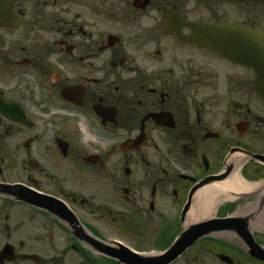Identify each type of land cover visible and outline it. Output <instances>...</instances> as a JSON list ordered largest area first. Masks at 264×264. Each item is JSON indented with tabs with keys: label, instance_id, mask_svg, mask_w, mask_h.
<instances>
[{
	"label": "flooded vegetation",
	"instance_id": "1",
	"mask_svg": "<svg viewBox=\"0 0 264 264\" xmlns=\"http://www.w3.org/2000/svg\"><path fill=\"white\" fill-rule=\"evenodd\" d=\"M240 1L238 22L264 29V0ZM232 2L0 0V96L26 116L0 113V264H159L133 253L223 218L230 230L163 264H264L257 75L168 19L233 22L218 12Z\"/></svg>",
	"mask_w": 264,
	"mask_h": 264
},
{
	"label": "water",
	"instance_id": "2",
	"mask_svg": "<svg viewBox=\"0 0 264 264\" xmlns=\"http://www.w3.org/2000/svg\"><path fill=\"white\" fill-rule=\"evenodd\" d=\"M173 19V20H172ZM172 28L179 26H187L191 29V35L187 38L179 35L183 40L197 43L199 46L211 47L215 49L221 56L252 67L257 73L255 90L258 95L264 98V30L261 28H249L239 25L238 23L221 22L216 18L215 23H193L184 20L174 19L173 15H169ZM0 112L12 120L23 121L24 113L17 106H13L11 102H5L0 97ZM230 219H219L209 221H198L190 224L183 231L176 242L165 254L157 257H143L146 260H161L159 264L167 258L174 259L187 247H189L198 238L216 232L230 230ZM75 233L79 237H91L76 222L73 225ZM140 256V255H136Z\"/></svg>",
	"mask_w": 264,
	"mask_h": 264
},
{
	"label": "rangeland",
	"instance_id": "3",
	"mask_svg": "<svg viewBox=\"0 0 264 264\" xmlns=\"http://www.w3.org/2000/svg\"><path fill=\"white\" fill-rule=\"evenodd\" d=\"M209 8L212 10L210 3H209ZM209 12H210L209 10L203 9V11L201 13H199V15L198 14L197 15L200 19H204V18H207L208 16H210ZM218 12L222 13L224 17H226L232 21L233 20L238 21L243 17V13H242L243 7H242L240 0H233V2L230 4L229 3H224V4L221 3L218 6ZM109 32H110V27H109ZM24 77L28 81L29 85H34L30 78L26 77V75ZM32 89H34V87ZM32 114L36 117V119L48 121L47 115L43 116V114H41V113L36 114L35 110L32 112ZM78 126L81 128L80 138L82 139V141L84 140V138L87 140L91 139L90 142H92V143H97L99 141L98 137H97V141H94L95 136H94L92 130L85 129L82 126V124H78Z\"/></svg>",
	"mask_w": 264,
	"mask_h": 264
},
{
	"label": "bare ground",
	"instance_id": "4",
	"mask_svg": "<svg viewBox=\"0 0 264 264\" xmlns=\"http://www.w3.org/2000/svg\"><path fill=\"white\" fill-rule=\"evenodd\" d=\"M227 184H217V183H214V184H211L210 186H206V187H204L202 190H200L198 193H200V194H203V193H209V191H211L213 188H219V189H223V188H225V187H227L226 186ZM210 200H211V197L209 198V199H207V200H205L204 202L205 203H209L210 202ZM213 209H212V203H210L209 205H208V207L206 208V214H208V213H210L211 211H212Z\"/></svg>",
	"mask_w": 264,
	"mask_h": 264
}]
</instances>
